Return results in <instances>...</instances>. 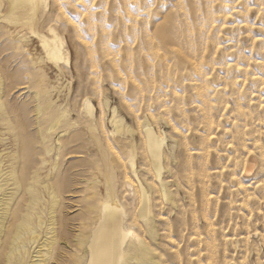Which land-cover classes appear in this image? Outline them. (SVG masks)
<instances>
[{
    "label": "rangeland",
    "instance_id": "obj_1",
    "mask_svg": "<svg viewBox=\"0 0 264 264\" xmlns=\"http://www.w3.org/2000/svg\"><path fill=\"white\" fill-rule=\"evenodd\" d=\"M78 1L49 0L43 14L42 9L38 14V23L33 25L41 32H47L48 26L53 24L59 36L62 37L68 57L67 64L61 61V65L64 66L62 71L46 62L38 41L31 36L27 26L20 27L21 41L16 33L12 32L13 28L9 31L10 33L8 32V36H0L2 37L0 39V60L2 61H0V71L4 74L8 87L11 89V91L8 88L6 90L8 109L19 111L20 108L21 112L18 113L17 110L16 112L21 115L24 121L23 126H25L24 128L19 120L16 122L22 126L19 127V133L22 132L21 129L23 130L21 134L31 133L36 127H32L35 124L30 122L32 117L27 114L30 111L28 96L31 89L20 88L21 85H25L22 82L26 81L27 77L24 76L36 67L32 66L33 60L43 68L41 69L47 75L44 81L50 85V95L52 99L54 98L55 105L70 107L73 115L71 114L69 118H72L73 122L74 119L77 121V125L70 131L71 135L76 138L70 135L65 146H68V149L64 148L65 152L68 151L66 154L69 153V157L66 154L64 156V161L68 157L67 163L62 162L59 164L60 167L57 165L58 167L56 166L55 170L51 171L53 175L56 173L65 176L61 185L63 189L62 213L59 214L62 218L58 216L69 222L67 225L72 231L70 235L78 233L77 227L80 229L86 224L85 221L87 222L94 214L92 213L94 205L100 202L98 196L102 194L103 188L96 185V180L102 176H96L99 175L96 172V160L100 155L106 154L112 163L114 160L115 174L119 175L116 196L128 213L126 215L127 224L131 225L133 232L142 241H146L151 256L158 264H264V0ZM6 7V4H2V13L7 12ZM58 8L62 12H59ZM206 10H209V13ZM53 11H55V16ZM57 14L62 15V19L59 20L61 22L58 21ZM41 16L44 24L40 20ZM64 16L66 23L62 22ZM51 19L54 20L50 22ZM2 23L0 20V25ZM46 23L49 24L47 28H45ZM69 23L70 25L67 26L66 24ZM7 26L9 28L10 24ZM12 34L16 41L13 40ZM15 42L19 45L16 46ZM38 61L44 64L42 62L39 64ZM76 66L77 69L79 68L77 71ZM92 75L97 76V80ZM252 77L256 79L253 80ZM94 81L96 85H93ZM53 86H56L55 89ZM134 87H136L134 90H138L132 91ZM141 91H147L148 95L142 92L141 98ZM9 93L10 96L7 98ZM71 94L73 98L72 96L69 98ZM152 94L157 98L160 95L161 98L157 99ZM87 96L95 107L93 111L96 118L93 124L89 123L91 127L88 123H82L77 117L78 113L82 115L81 103ZM57 99H60L58 103ZM156 99L157 102L160 101V107L159 102L154 103ZM78 102L80 108H77ZM139 106L140 109H138ZM113 109L116 119L120 121L119 128L110 121ZM128 112H131V115ZM154 112H157L156 115ZM158 113L161 116H157ZM243 116L246 118L244 119ZM26 119L28 120L25 121ZM153 119L155 120L152 122ZM145 122L150 123L159 134L166 136L163 144L165 155L164 168L161 173L162 180L157 179L154 170L149 165L145 150H142L144 149L141 136L142 125ZM233 122L236 123L233 125ZM4 127L0 124V142L1 145L4 144L0 146V168L2 169H5L9 163L8 155L17 147L14 136ZM92 133L93 135H90ZM50 137L46 138L49 140H46L48 144L46 141L45 143L47 146L51 143L50 146L53 147L52 138H55V135ZM71 138L80 140L74 141ZM113 139L115 144L112 142ZM73 141L74 145H71ZM99 143H101L100 146L97 145ZM76 144H80L81 148L75 146ZM178 148H180L179 151ZM80 149L86 152L82 153ZM107 150L108 153L105 152ZM52 152L53 149L49 156ZM80 153L81 156L78 155ZM123 155L128 158L125 159ZM49 156L45 158L48 159ZM174 156H178L176 160ZM141 158L144 161L140 160ZM51 159L46 160L47 164H44L42 175L47 169L50 170ZM80 159L83 161L80 162ZM132 159L135 163L133 168L130 166ZM73 160L76 161L75 164ZM70 161L73 163L71 164ZM247 166H249L248 169H246ZM87 169H89L88 173ZM92 170L95 171L93 175H91ZM79 172L80 176L83 173H86L84 176H88L86 183L77 185ZM125 174L127 177H124ZM137 177L150 195L154 192L153 197H150L151 202L153 201L151 204L153 214L151 212L150 220L153 223L157 221V224L154 223L155 233L153 234L145 226L148 220L138 218L135 221L132 216L135 215L138 206L134 204L136 207L134 210L132 202L139 203L140 188ZM127 181H131L130 188ZM151 182L153 183L150 184ZM162 188L170 197L168 200L163 197ZM76 189L82 192V196L79 190L78 193L76 192ZM125 189L128 193L126 191L123 193ZM135 191H137L136 195ZM41 194V199H44L45 193ZM77 200L79 201L76 202ZM130 200H132L131 203ZM130 217H132L131 220H129ZM83 231L86 232L84 235L86 238L90 228ZM58 254H61L59 249L54 252L55 258L59 257ZM74 255L73 251L66 257L68 258L66 264L72 263ZM134 263L128 261L126 264ZM142 264L148 263L143 262Z\"/></svg>",
    "mask_w": 264,
    "mask_h": 264
},
{
    "label": "bare ground",
    "instance_id": "obj_2",
    "mask_svg": "<svg viewBox=\"0 0 264 264\" xmlns=\"http://www.w3.org/2000/svg\"><path fill=\"white\" fill-rule=\"evenodd\" d=\"M48 1L49 0H0V20L3 22L0 25V36H2V37L4 35L8 36L9 35L8 32L11 30V28H13L12 32L16 33V35L18 36V39H20V41H21V36L19 35L20 27H22V25L23 26H27L28 31L31 33V36H34L36 38V40L38 41L37 43L39 44V47L42 50V54H44V56H45L44 59H46V62L51 64V65H53L54 68L61 69V71H62V69H63L62 67H64V66L61 65V61L65 62L66 64L68 63L67 50L64 49L63 39L57 33V31L55 29V26L53 24H50V25L48 24L49 25L48 26L47 23H46L45 28H47V26H48V28H47V32L43 31L44 33L41 32V30H38V29H36L33 26L38 20V14L41 11V9H42V14H43V10L45 11V8L47 7V2ZM76 1H78V0H76ZM51 3L49 5H51ZM2 4H6L7 5V7H6L7 8L6 9L7 12L4 11L6 13H2L3 12V10H1ZM58 6H60V5H58ZM54 7H56V5ZM52 8H50V10ZM59 8H58V10L60 12L61 10ZM226 8L227 7H225V9ZM221 10H222V8H221ZM54 12L55 11H53V14H54ZM49 13H50V11L48 12V15L50 16L51 14H49ZM183 14H185V13H183ZM57 15H58L57 16L58 21L60 19H62V15L61 14H57ZM196 15H198V14L196 13ZM221 15H222V12H221ZM54 16H55V14H54ZM210 16H209V18H210ZM213 17H214V15H213ZM216 17L218 18V16H216ZM219 17H220V15H219ZM41 18H42V16H41ZM44 18H45V16H44ZM203 18H204V16H203ZM47 19H48V17H47ZM214 19H215V17L213 18V20ZM221 19H222V16H221ZM40 20H41V22H43L42 20H44V19L42 18ZM53 20L54 19H51L50 22H52ZM205 20H207V19L205 18ZM55 21L57 23V20H55ZM55 21L53 23H55ZM210 21H211V19H210ZM59 22H61V21H59ZM62 22H65V16H64V20ZM67 22H70V21L67 20ZM56 23H55V25H56ZM208 23H209V20H208ZM9 24H10V27L7 28L8 27L7 25H9ZM42 24H44V22ZM66 25L68 26V25H70V23L66 24ZM203 27H204V25H203ZM73 28H75V27H73ZM198 30H199V28H198ZM205 31H206V29H205ZM195 33H196V31H195ZM186 34H187V32H186ZM192 35H194V34H192ZM17 36H16V38H17ZM147 36H149V34ZM2 37L0 39H2ZM12 37H13V34H12ZM168 38H169V36H168ZM9 39H11V37ZM178 39H179V37H178ZM13 40L16 41L15 38ZM172 43H174V42H172ZM11 44L14 46L13 41H12ZM17 44L18 43H16L15 45L17 46ZM147 45L149 46V44H147ZM148 46H147V48H148ZM147 48L145 47V49H147ZM19 49H21V48H19ZM151 49H153V48H151ZM171 51H172V49H171ZM150 52H151V50H150ZM173 53H175V52H173ZM28 55H30V53H28ZM148 55L150 56L151 53L148 54ZM157 56H158V54H157ZM151 57H153V56H151ZM108 61L110 62L109 59H108ZM111 61L113 62L112 59H111ZM163 61H164V59H163ZM38 62L40 64L42 61H38ZM240 62H242V61H240ZM194 63H193V65H194ZM37 65L38 64L36 63V61L33 60L32 66H36V67H34V70L29 71L27 76H24L25 78L27 77L26 81L22 82L25 85L24 86L21 85L22 87H20L21 89L25 88L26 90L29 89V88L31 89L30 94L28 96L30 98V100H29L30 111H28L27 114H30V117H32L30 122L35 124L34 126L32 125V127H35V126L36 127L34 128V130L32 129V131L29 130V131H31V133H28V134H21L23 132V130L21 128L20 129H21L22 132L19 133V127H22L23 124H24V121L22 120L21 115L18 114L21 109L19 108V111H18V109L15 108L18 111V113L16 112V110L14 111L12 109H8V101L6 100V90H7V88L9 89V87H8L9 85L7 84V81H6L7 79H5L4 74L0 71V124L5 126L4 128L9 133H12V135L14 136V141L16 142V146H17L14 150L12 149L13 152L10 155H8V157H9L8 158V162L9 163H7L8 165L6 167L4 166L5 169L4 168L3 169L0 168V264H66V261L68 259L66 257L68 255L72 254L73 251L75 252V255H74L75 257H74V260H72V263H70V264H126L128 261L129 262H135L136 264H142L143 262L144 263H148V264H158L156 262V260L151 256V251H150V248L147 246L146 241L145 240L142 241V239H140V237L137 236L133 232L132 227H130L131 225L129 226L127 224L126 215L128 213H127V211L125 209V206L123 207V205L119 202L120 200L118 201L117 196H116V194L118 193L117 191H118V186L119 185L117 186V183H118L119 175L117 176L118 173L115 174V170L116 169H114V167H115L114 164H113L114 160H113V163H112L109 160L108 155H106V154L105 155L104 154L100 155L99 158L96 160V162H97L96 172H97V174H99V175H96V176L97 177L100 176V175L102 176L101 178H98V180H96V182H97L96 185L103 188L102 189V194L100 195V197L98 196V198L100 199V202L99 203L97 202V204L94 205L93 210H92V213H94V214H93L92 217L90 216L91 218H89L87 222L85 221L86 224L84 226H82L80 229H79V227H77L78 229L75 228L78 231V233L77 234H73L72 236L70 235V233L72 231L69 230V228H68L69 225H67V224H69V222H66V220L61 219L62 218L61 214H59V213H62L61 212V210H62L61 209L62 208L61 207V197L63 195L62 194V192H63L62 190L63 189H62L61 185H62V182H63V179H64L65 176H63L62 174L61 175L60 174L57 175L56 173L53 175L51 173V171H52V169L56 168V166L59 165L60 163H62V162H66L67 163L66 160L69 157L68 156L69 153L67 155L66 153L68 151L66 150V152H65L64 148L68 147V146L67 147H65V146L67 145L66 143L69 141V136L72 133V132L70 133V131H71V129L74 126L77 125V121H76V119H74V122H73L72 118H69L70 115L72 114V112L70 111L71 110L70 107L67 108V107L61 106V107H63V108H61L60 106H58V104L55 105V103L53 101L54 98L52 99L51 95H50V93H51L50 85L46 84L45 81H44V78L47 77V75L42 70L43 68L40 65H38L40 67L39 68V67H37ZM164 65H165V63H164ZM227 65H229V63ZM30 66H31V64H30ZM68 66H69V64H68ZM231 66H232V64H231ZM244 66H245V64H244ZM19 67L20 66H18V68ZM71 67H72V65H71ZM225 68H227V67L225 66ZM246 68H247V65H246ZM78 69H77V66H76L75 70L77 71ZM135 69H136V67H135ZM241 69H242V67H241ZM75 70H73V71H75ZM227 70L229 71V69H227ZM80 71H82V70H80ZM15 72H16V69H15ZM236 72L238 73L237 70H236ZM91 73H94V72L91 71ZM83 74H84V72H83ZM95 75H96V72H95L94 76ZM88 76H90V75H88ZM6 77H8V76H6ZM9 77H10V73H9ZM94 78H95V80H97V76L94 77ZM252 78H253V80L256 79V78L254 79V77H252ZM56 79L58 80V78H56ZM203 79H202V81H203ZM238 80H239V78H238ZM238 80H236V81H238ZM235 84H236V82H235ZM93 85H96L95 81H94ZM139 85H140V83H139ZM76 86H75V88H76ZM80 86H81V84H80ZM53 87L55 89L56 86H53ZM82 87H84V86H82ZM136 87H138V86L136 85ZM136 87L132 88L133 89L132 91H137L138 89L134 90ZM232 87H233V85H232ZM143 88H144V85H143ZM18 89H19V87H18ZM9 90L11 91V89H9ZM78 90L79 89L77 88V92H78ZM141 90H142V87H141ZM145 90H146V87H145ZM148 90H149V87H148ZM80 91H81V89H80ZM95 91H96V88H95ZM73 92H75V91L73 90ZM142 92L144 93L145 91H141L140 92L141 93L140 97L143 96ZM198 92H199V90H198ZM203 92H204V90L202 91V93ZM53 93H54V91H53ZM145 93L148 95L147 91ZM149 93H151V92H149ZM13 94H15V93L13 92ZM18 94H20V93H18ZM55 94H56V92H55ZM75 94H77V93H75ZM205 95H206V93H205ZM238 95H239V93H238ZM8 96H10V93L7 94V98H8ZM16 96H17V94H16ZM71 96H72V94L69 96V98H71ZM82 96H83V94H82ZM149 96H151V94ZM28 97H27V99H28ZM66 97L68 98V96H66ZM73 97L74 96H72V98ZM154 97H156V96H154ZM159 97H160V95H159ZM81 99H80V103H81ZM157 99H156V101L154 103L158 104V102L160 103V101L158 100V102H157ZM58 100H60V99H57V103H58ZM69 101H72V100H69ZM60 102H59V104H60ZM64 102H67V100L66 101L64 100ZM144 102H145V100H144ZM144 102L142 101L143 105H144ZM238 102H239V100H238ZM72 103H69V104H72ZM12 104H14V103H12ZM140 104H141V101H140ZM72 105H74V104H72ZM99 105L100 104H98V106ZM160 105H161V103L159 104V107H160ZM64 106H65V104H64ZM81 106H82V108H81L82 115H80V113H78V112H80V110L78 109V112H77L78 116L77 115L76 116L79 117V119H81L82 123H85V124L88 123V125H90L89 123L94 122V119L96 118V115L94 114V111H93V108L95 109V107H93L92 102H91V100H90V98L88 96L84 98L83 102L81 103ZM81 106L79 105V102H78V107L77 106L76 107L80 108ZM27 107H28V104H27ZM74 107L75 106H73V108ZM161 108H162V106H161ZM128 109H129V107H128ZM138 109H140V106H139ZM234 110H235V108H234ZM158 111H159V109H158ZM100 112H102V111H100ZM138 112H140V111L138 110ZM138 112H136V114ZM163 112H164V110H163ZM200 112L202 113V111H200ZM156 113H155V115H156ZM160 113H161V111H160ZM144 115H145V112H144ZM158 115H160V114L158 113L157 116ZM235 116H236V114H235ZM134 117H135V114H134ZM162 117H163V115H162ZM237 117H235V118H237ZM151 118H149V119H151ZM205 118H206V116H205ZM240 118H241V116H240ZM240 118H239V120H240ZM243 118H244V116H243ZM245 118H246V116H245ZM18 120H19V122H22V126H19L16 123ZM27 120L28 119H26L25 121H27ZM154 120L155 119H153L152 122ZM110 121L113 123V125H115V127L116 126H117V128L120 127V124H119L120 121L118 119H116V115H115V110L114 109L112 110V116H111ZM75 122H76V124H75ZM138 122H140L139 119H138ZM234 123H236V122H233V125H234ZM94 124H96V122ZM207 125H208V123H207ZM91 126L92 125H90V127ZM251 126H252V124H251ZM23 127L25 128V126H23ZM82 127H83V125H82ZM84 127H86V125ZM237 127H238V125H237ZM93 129L92 130L90 129V131H93ZM158 129H159V127H158ZM87 130L89 132V129H87ZM171 130H172V128H171ZM76 131L78 133V130H76ZM135 131H136V128H135ZM73 133H75V132H73ZM106 133H108V132H106ZM104 134H105V132H104ZM173 134H174V132H173ZM175 134H177V133H175ZM242 134H243V132H242ZM53 135H55V138L54 137L52 138L54 145H53V147H51L50 146L51 143L49 142L50 143L49 144L50 147H49V146L46 145L45 141L48 140V139H46L47 137L51 138L50 136H53ZM78 135L79 134H77V136ZM90 135H93V133L90 134ZM71 136H73V135H71ZM106 136H108V135H106ZM137 136H138V132H137ZM141 136H142V143H143V146H144L143 147L144 149H142V150H145L144 152L148 156V158L147 157L146 158H147V160L149 159V162H150L149 165H151L152 169L154 170L155 175L157 176V179L158 180H162L161 173H162V170L164 168L163 167V158H164V155H165L164 154V150H163V144H164V140H165L166 136L159 134L154 129V127L151 126L150 123H146V122L142 125V135ZM73 137L76 138V136H73ZM242 137H244V136H242ZM75 138L74 139L71 138V139H73L74 141H77V140L79 141L80 140L78 138H77V140H75ZM182 138H184V137H182ZM82 139H83V137H82ZM173 139H175V138H173ZM184 139H186V138H184ZM9 140H11V139H9ZM52 140H50V141H52ZM94 140H95V138H94ZM235 140H236V138H235ZM48 141H46L47 144H48ZM74 141H73V144H71V145H74ZM112 142L115 144V140L114 139L112 140ZM140 142H141V140H140ZM176 143H177V140H176ZM237 143H236V145H239ZM243 143H244V141H243ZM100 144L101 143H99L97 145L100 146ZM2 145L4 146V144H2ZM2 145H1V142H0V146H2ZM68 145H70V144H68ZM75 146H77V147L79 146L81 148L80 144L79 145L76 144ZM102 146L104 147V145H102ZM136 146H137V144H136ZM72 147H70V148H72ZM77 147H76V149H77ZM241 147H243V145ZM1 148H3V147H1ZM237 148H238V146H237ZM52 149H53V152L51 154V156H52L51 157V156H49V154L51 153ZM83 149H85V147H83ZM174 149H176V148H174ZM179 149L180 148H178V151H179ZM203 149H204V147H203ZM87 150H88V147H87ZM108 150H110V148ZM108 150L105 151V152L108 153ZM102 151H103V149H102ZM81 152H82V150H81ZM84 152H86V151L84 150ZM84 152H82V153H84ZM195 153H196V151H195ZM197 153H198V151H197ZM65 154L68 157L67 158L65 157L66 160L64 161ZM174 154H176V152ZM47 155L49 156V158H52L51 159L52 162H50L51 163V168H50V170L47 169L45 174L42 175L41 172L45 168L44 164H47L45 162H46V160L49 159V158L48 159L45 158ZM78 155L81 156V153L78 154ZM142 155H143V151H142ZM138 156H140V155L138 154ZM198 156H199V154H198ZM76 157H78L77 154H76ZM82 157H84V156H82ZM93 157H94V155H93ZM95 157H97V156H95ZM123 157H125V156L123 155ZM176 157H178V156H176ZM176 157H175V160H176ZM118 158H119V156H118ZM127 158L125 157V159H127ZM0 159H1V157H0ZM77 160H79V159L77 158ZM140 160L144 161L142 158ZM73 161H74V164H75L76 161L75 160H73ZM73 161H70V163L71 162L73 163ZM82 161L83 160L80 159V162H82ZM130 161H131L130 162V166L133 168L135 163H134L133 159L130 160ZM91 162H89V163H91ZM84 163H85V161H84ZM48 165H49V162H48ZM59 167H60V165H59ZM68 167L69 166H67V168ZM248 167L249 166H247L246 169H248ZM70 168H71V166H70ZM116 168H117V166H116ZM81 169H83V167ZM152 169H151V171H153ZM246 169H245V171H246ZM77 170L79 171V167H78ZM84 170H82V171H84ZM87 170L86 171L88 173L89 169H87ZM147 171H148V169H147ZM57 172H59V171H57ZM92 172H93V170H92ZM94 172L91 175H93ZM123 172H124V169H123ZM141 173H142V171H141ZM147 173L150 174V172H147ZM84 174H86V173H83V175L80 176V172H79V174H77V175H79V179H78V177L76 175L77 180H78V181H76L78 183L77 185H80L81 183H86L87 182V176L88 175L84 176ZM149 174H148V176L146 175L147 178L149 177ZM153 176H154V173H153ZM124 177H127L126 174H125ZM173 178H175V176ZM127 179H129V178H127ZM132 179H131V181H132ZM137 179H138V177H137ZM166 179H167V177H166ZM93 180L95 181V179H93ZM124 180H125V178H124ZM131 181L130 182L127 181V184L129 185V188L132 185ZM133 181H134V179H133ZM144 181H146V180H144ZM150 181H152V179H150ZM138 182H139V188H140V191H139V203L134 202V201L132 202L134 210L136 208L134 206V204L135 205L138 204L137 209L135 210V215L133 214L132 216H133V219L135 221H137L138 218L139 219L143 218L145 220H148V222H147V224L145 226L148 229V231L153 234V233H155V224H157V221H156V223L154 222L155 223L154 224L153 221L150 220V214L153 211V207L151 205L153 201L151 202L152 198H150V197H153V193L154 192H151L152 194L150 195L149 192L142 185V183L140 182L139 179H138ZM153 182H151L150 184H152ZM174 182H175V180H174ZM132 183H134V182H132ZM171 183H173V182H171ZM124 188H125V186H124ZM139 188H137V189H139ZM78 190L79 189H76V192ZM151 190H152V187H151ZM68 191H70V190H68ZM125 191L128 193L127 189H125L123 191V193ZM157 191H158V193H160L159 189ZM42 192L45 193L44 199H41V196H40V195H42L41 194ZM162 192H163V197L168 200L170 197L167 195L165 189L162 188ZM99 193H100V191H99ZM136 193H137V191H135L134 194L136 195ZM80 196H82V192L80 193ZM84 197H85V195H84ZM135 197H137V196H135ZM79 200H77L76 202H78ZM131 201L132 200H130V203H131ZM154 201H155V199H154ZM80 203H81V201H80ZM156 203L157 202H155V204ZM83 204H85V206H87L86 203L83 202ZM79 210H81V209L79 208ZM152 214H153V212H152ZM58 215H60L61 218ZM131 218L132 217H130L129 220H131ZM78 219H80V218H78ZM134 220H132V221H134ZM134 223H136V222H134ZM142 224L143 223H141V225ZM141 225H139V226H141ZM76 226H77V224H76ZM142 227H143V225H142ZM89 228H90L89 235L87 234L88 236H86V238H85L84 235L86 234V232L83 231V230H85V229L88 230ZM73 233H74V231H73ZM227 239L230 240V238H227ZM240 242H241V240H240ZM57 249H59V251H61V254L60 255L58 254L59 257L55 258L54 252ZM58 253H60V252H58Z\"/></svg>",
    "mask_w": 264,
    "mask_h": 264
}]
</instances>
